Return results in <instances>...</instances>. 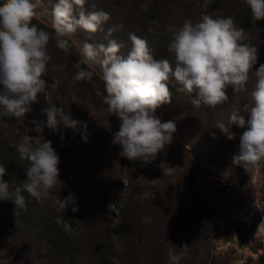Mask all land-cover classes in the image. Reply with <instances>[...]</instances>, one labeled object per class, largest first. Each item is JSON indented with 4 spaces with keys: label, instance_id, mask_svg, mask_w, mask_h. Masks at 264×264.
<instances>
[{
    "label": "rangeland",
    "instance_id": "374dc122",
    "mask_svg": "<svg viewBox=\"0 0 264 264\" xmlns=\"http://www.w3.org/2000/svg\"><path fill=\"white\" fill-rule=\"evenodd\" d=\"M57 2L33 0V23L50 34L51 60L43 78L55 88L40 94L23 119L8 118L0 110V165L6 167L3 179L12 191L22 186L29 166L17 152L21 137L33 136L34 146L51 141L61 184L44 202L22 192L27 210L20 222L0 234V264H169L170 248L182 255L179 264H264V165L245 171L233 164L246 128L229 121L233 111L247 119L252 106L254 72L264 64V24L252 21L245 0H86V10H103L110 19L95 34L77 29L64 37L73 43L79 60L83 42L107 46L114 40L121 45L119 54L126 56L129 35L135 34L147 41L155 59L174 64L168 52L171 28L185 20L196 23L204 14L232 17L244 29L242 43L257 49L246 90L233 93L229 88V100L215 108L192 105L196 93L177 91L179 86L170 81L171 103L158 108L155 116L173 121L176 131L171 143L145 165L121 157L120 146L112 143L120 122L106 113L99 66L82 65L92 72L90 81L73 79L78 69L50 32L51 9ZM53 104L87 124L86 131L83 125L78 131L63 125L55 132L37 128L46 124L45 110ZM218 122L235 138L229 140L217 130ZM161 164L174 171L164 175ZM190 185L194 199L189 197ZM69 193L74 202L65 209L57 201ZM15 212L11 200L0 201L1 219ZM229 218L244 224V245L239 246L224 225Z\"/></svg>",
    "mask_w": 264,
    "mask_h": 264
},
{
    "label": "clouds",
    "instance_id": "9594fccd",
    "mask_svg": "<svg viewBox=\"0 0 264 264\" xmlns=\"http://www.w3.org/2000/svg\"><path fill=\"white\" fill-rule=\"evenodd\" d=\"M245 2L252 21L264 19V0ZM85 4L86 0H58L52 6L56 46L64 52L69 51V45L63 37L72 35L77 29L95 34L110 19L103 10H86ZM36 9L33 0H0V110L2 115L12 119H23L31 111V105L38 102L40 94L55 88L43 78L51 60L50 34L33 23ZM171 32L168 52L174 57V64L166 58L155 59L147 41L135 34L129 35L131 48L126 56L119 54L121 45L114 40L107 46L82 43L81 57L75 65L78 71L73 79L90 81L93 74L82 65L88 69L99 66L106 93L103 98L106 113L120 122L112 143L120 146L119 155L129 161L150 164L171 143L175 123L161 122L155 116L158 108L171 103L170 81L179 86L177 91L190 96L196 93L192 105L215 108L229 100V88L233 93L246 90L249 72L258 59L257 49L242 43L244 29L238 28L230 16L213 18L204 14L198 22L185 20L181 26L172 27ZM254 73L257 82L251 92L253 103L247 119L238 111H233L229 117L231 125L246 128L239 138L238 152L232 157L233 164L245 171L264 165V64ZM45 112L46 124L37 125L41 131L47 127L55 132L60 125L74 131L79 130L78 125L87 129V124L72 119L70 113L56 104L50 105ZM216 129L229 140L235 138L224 123L218 122ZM82 138L86 141V136ZM34 139L25 134L17 144L20 159L29 164L22 186L9 191L10 184L3 179L6 167L0 165V201L11 200L16 213L27 207L22 192L44 202L56 185L61 184L59 157L51 141L34 146ZM164 166L160 165L164 175L174 171ZM148 195L145 193L142 198ZM57 202L66 209L74 202V197L69 193L63 201L58 199ZM72 211L76 212L77 208L73 207ZM167 256L169 264H179L182 259V255L175 254L171 248Z\"/></svg>",
    "mask_w": 264,
    "mask_h": 264
},
{
    "label": "trees",
    "instance_id": "16d2710c",
    "mask_svg": "<svg viewBox=\"0 0 264 264\" xmlns=\"http://www.w3.org/2000/svg\"><path fill=\"white\" fill-rule=\"evenodd\" d=\"M261 24H264V21H259ZM54 34V36L56 37L55 33L53 31H50ZM57 39V37H56ZM63 39H66L63 37ZM68 41V45H69V51L68 52H65L66 53V57L69 59V61L75 66L77 64V62L79 61L78 58H76L75 56V47L73 45V43L71 41ZM55 44H56V40H55ZM192 185L189 186V197L191 199H194V195H192ZM25 210H27V208L25 209H18L17 210V213L13 214V217L10 219H7L6 217L4 219H1L0 218V234L2 232H4L5 230H7L9 227L12 228L13 224L17 223V222H20L25 214ZM13 220V222H12ZM224 225L230 230L232 231V233H234L235 235V238H236V241H237V244L239 246H242L244 245L245 241H246V229H245V226L244 224H242L241 222H239L237 219H234V218H229V219H226L224 221Z\"/></svg>",
    "mask_w": 264,
    "mask_h": 264
}]
</instances>
